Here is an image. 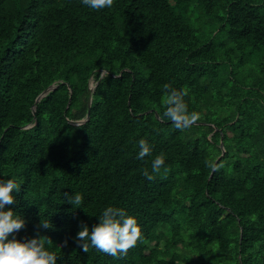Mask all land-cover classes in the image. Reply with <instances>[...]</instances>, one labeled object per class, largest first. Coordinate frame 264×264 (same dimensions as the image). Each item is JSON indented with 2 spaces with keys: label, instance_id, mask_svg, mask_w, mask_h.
I'll return each mask as SVG.
<instances>
[{
  "label": "trees",
  "instance_id": "obj_1",
  "mask_svg": "<svg viewBox=\"0 0 264 264\" xmlns=\"http://www.w3.org/2000/svg\"><path fill=\"white\" fill-rule=\"evenodd\" d=\"M165 84L187 89L201 116L191 128L164 118ZM161 153L149 181L142 171ZM9 178L20 191L5 210L24 227L8 238L48 237L57 264H264V0H113L98 11L0 0V180ZM108 206L141 229L126 256L84 253L75 240Z\"/></svg>",
  "mask_w": 264,
  "mask_h": 264
},
{
  "label": "clouds",
  "instance_id": "obj_2",
  "mask_svg": "<svg viewBox=\"0 0 264 264\" xmlns=\"http://www.w3.org/2000/svg\"><path fill=\"white\" fill-rule=\"evenodd\" d=\"M82 4L92 10L111 8L113 0H82ZM166 95L163 99L164 118H167L175 129L186 130L191 128L201 119L198 112H189L184 100L187 89L177 90L169 84L164 85ZM138 158L143 159L151 154V147L148 142L141 138L138 141ZM164 154H158L152 160L151 173L147 168L142 174L149 180L154 179V174H158L164 166ZM206 166L212 171H218L223 164L215 161H206ZM165 173L169 171L164 168ZM19 192L20 185L12 178L0 180V264H57V255L51 251L52 241L46 236L37 233L31 239L24 241L17 240L14 236L9 239V235L18 232L24 227V220L14 213L13 210H5L6 205L14 203L13 191ZM83 201L81 194L76 193L70 198L74 207H79ZM45 229L50 228L48 222H41ZM141 239V229L134 216L128 215L122 208L108 206L98 217V223L89 230L87 224L81 223L75 240L78 247L84 252L89 251V247H94L98 252L108 254L112 257L126 256L129 249L134 248ZM67 240L64 241V246Z\"/></svg>",
  "mask_w": 264,
  "mask_h": 264
},
{
  "label": "water",
  "instance_id": "obj_3",
  "mask_svg": "<svg viewBox=\"0 0 264 264\" xmlns=\"http://www.w3.org/2000/svg\"><path fill=\"white\" fill-rule=\"evenodd\" d=\"M98 81V80H97ZM97 83V82H96ZM96 83L95 84H93V86H91V84L89 85V92H88V111H87V115H86V119L88 118V116H89V108H90V105H91V100H92V92H93V89H94V86L96 85ZM56 87V84L55 83H53V84H51L50 86H48V88H46L45 90H43L40 94H39V96L37 97V101L42 97V96H44L45 94H47L50 90H52V89H54ZM34 110V109H33ZM83 122V120H81V121H76V122H73L74 124H79V123H82ZM220 146H221V148H222V150L224 151V148H223V144H222V141L220 142Z\"/></svg>",
  "mask_w": 264,
  "mask_h": 264
},
{
  "label": "rangeland",
  "instance_id": "obj_4",
  "mask_svg": "<svg viewBox=\"0 0 264 264\" xmlns=\"http://www.w3.org/2000/svg\"><path fill=\"white\" fill-rule=\"evenodd\" d=\"M91 82H92V79L90 80V84H91V86H93L94 82H93V84Z\"/></svg>",
  "mask_w": 264,
  "mask_h": 264
}]
</instances>
